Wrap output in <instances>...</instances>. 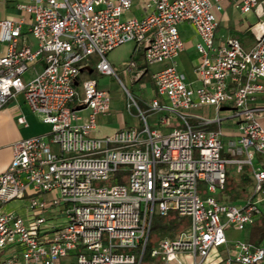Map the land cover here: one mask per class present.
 Instances as JSON below:
<instances>
[{"label": "built area", "instance_id": "2783aa9c", "mask_svg": "<svg viewBox=\"0 0 264 264\" xmlns=\"http://www.w3.org/2000/svg\"><path fill=\"white\" fill-rule=\"evenodd\" d=\"M141 1L139 17L125 15L133 0H27L17 3L27 20L0 18V107L22 92L49 125L45 133L13 140L11 159L0 172V249L17 246L21 252V260L1 253L0 264H141L148 248L156 264H264V241L238 238L230 248L226 233L228 224L244 230L264 212V0H228L256 16L250 48L235 36L215 39L214 8L223 0ZM181 21L198 36L193 80L177 68ZM24 23L35 46L26 41ZM126 41L143 42L148 63L166 61L151 74L153 123L128 91L127 107L131 100L137 106L141 126L95 135L98 114L110 110V94L92 77L82 79L80 91L74 81L80 82L90 55L100 73L116 74L107 53ZM39 60L42 68L26 77ZM132 66L133 60L125 64ZM225 100L233 102L224 108L238 125L227 140L229 157L220 156ZM203 105L213 106L214 114L190 112ZM16 119L27 124L23 114ZM211 122L219 127L205 126ZM227 163L238 172L249 165L251 189L239 202L212 194L225 186ZM107 179L116 182L93 185ZM200 180L211 192L205 197L197 190ZM22 197L31 216L2 208ZM66 201L70 206L59 209ZM170 210L189 216V225L175 236L170 232L180 224L168 225L149 245L155 212ZM59 211L64 221L49 222Z\"/></svg>", "mask_w": 264, "mask_h": 264}, {"label": "crops", "instance_id": "0c3cea01", "mask_svg": "<svg viewBox=\"0 0 264 264\" xmlns=\"http://www.w3.org/2000/svg\"><path fill=\"white\" fill-rule=\"evenodd\" d=\"M20 1L27 0H0V18L5 17H23L25 20L28 19L29 14L17 7V3ZM144 8L142 6L141 0H133L132 6L130 10L125 13V15H134L141 16L144 13ZM214 12L218 19V25L215 31V39L222 40L228 36H235L239 38L241 41L242 38L246 39V33L251 32L250 25L256 20V16L254 12H241L238 8H236L231 1L223 0L221 6L215 7ZM178 29L180 36L184 42L183 50L176 57L177 68L182 71L188 80H193L194 75L192 73L193 66L197 63L199 55L195 49V41L198 39V36L195 32L194 27L187 21H181L178 24ZM23 32L26 34V41L35 46V39L27 32L26 23L23 25ZM241 36V37H240ZM242 43V41H241ZM139 44H144L143 42L137 43L135 45L140 47ZM243 45V44H242ZM192 47V53L190 55H183V52L189 47ZM5 44L0 42V54L3 52ZM112 50L108 51L107 58L117 71L121 70L123 72L129 73L132 79H139L146 72L148 68L138 65V63L131 57L130 59H125L124 61L116 59L112 55ZM143 53V46L140 51ZM133 60L134 66L130 69L125 68V64L127 61ZM160 63L159 66L150 70V73L154 70H157L164 66L166 61L156 62ZM43 61L39 60L35 63L34 69H29L26 73V77H31L34 75L35 71L40 70L42 68ZM87 66H91L88 64ZM88 70V69H86ZM89 71V70H88ZM90 72V71H89ZM79 79V76H78ZM96 80V79H95ZM97 82V81H96ZM196 83V82H195ZM146 95L138 92L139 99L141 103H146L150 100V98L157 95L155 85L152 82H149V85L146 88ZM139 101V102H140ZM141 106V105H140ZM208 108V109H205ZM110 109H111V101H110ZM204 110H211L212 114L203 113ZM224 111V112H223ZM83 113L87 112V109L82 110ZM192 114H200L204 116H212L214 114V108L211 105H203L192 108L190 110ZM20 114H23L27 124H20L17 122L16 117ZM220 114L222 115L220 125H225L222 127L224 131V139L228 140L232 138L238 133V125L237 118L231 115V111L228 108H222L220 110ZM195 121L193 123H197V119L193 117ZM230 118V119H229ZM233 118V121L231 119ZM226 119V120H225ZM229 119V120H228ZM153 123V119L151 121ZM128 123L127 118L124 113L118 112L113 117L112 112L109 110L107 113H100L97 116V124L94 130L92 131L95 135H105L114 132L116 129L126 126ZM218 124V123H217ZM211 123L206 124L205 126H210ZM49 129V125L43 122L40 117L31 110L28 104L25 102L24 94L22 92H17L13 96H10L6 102L0 107V172L3 171L10 159H11V142L15 139L28 137L31 135L42 134L45 133ZM235 173L239 174L237 180L241 182L243 178L251 181L249 176V169L246 172H243V168L241 172L234 168ZM243 198H239L238 202ZM2 208L4 206L2 205Z\"/></svg>", "mask_w": 264, "mask_h": 264}, {"label": "rangeland", "instance_id": "374dc122", "mask_svg": "<svg viewBox=\"0 0 264 264\" xmlns=\"http://www.w3.org/2000/svg\"><path fill=\"white\" fill-rule=\"evenodd\" d=\"M241 37V36H240ZM246 39L242 38V44L244 48H250L255 43V38L253 37L252 33H246ZM140 47L135 45L134 41H126L123 43H120L119 45L115 46L112 50V55L116 59L124 61L125 59H130L131 57L138 63V65H141L143 67L148 68L146 72L140 77L139 79H132L129 75V73L123 72L121 70L117 71L116 74H103L100 73L96 67V57L94 55H90V62L89 64L91 67L94 68L93 72H89L88 70H82L79 72L78 76L80 79V82L78 84H74L75 88L80 91L81 90V81L84 78L92 77L96 79L97 86L100 88H103L107 90L111 97V109L110 111L113 114V117L116 113L122 112L125 114L128 125L126 126H141V120L139 119L138 114V108L134 104V102L130 101V106L127 107V98H128V91L135 97V99L140 101L138 92H141L142 94L146 95L147 93V86L149 85V82H152L153 85H155L152 75L150 73V70L159 66L160 63L151 62L148 63L143 53H141V49L143 44H139ZM192 53V47L189 46L184 52V56H188ZM156 87V86H155ZM141 102V101H140ZM75 105V103H72V106ZM141 105V104H140ZM142 109L144 110L145 114H147V119L149 123H152L153 115H151L152 109L148 107L147 102L142 103L141 105ZM221 107H233V102L231 100H225L221 102ZM205 109H208L205 107ZM213 112V111H212ZM211 110H204L203 113L205 114H212ZM224 112V111H223ZM190 122H194L195 119L193 117L188 118ZM230 119V118H229ZM228 119V120H229ZM226 120V119H225ZM233 121V118L231 119ZM152 125V124H151ZM221 126H225L224 124ZM212 129H217L219 126L217 122H211V125L208 126ZM226 145L227 140L223 139V148L221 149L220 156L221 157H229L232 156L226 151ZM264 161V158L261 157ZM235 164L234 163H227L226 164V170H227V178L225 182V186L223 188H218L215 192H212V194L218 199V200H224V201H238L239 198H243L251 189V181L243 178L241 182H238L237 178L239 174L235 173ZM247 169H249V165L247 163L243 164V172H246ZM116 182L114 179H107V180H94L93 185L99 186L101 184H111ZM197 190L199 194L202 197L207 196L211 192H208L206 190V184L203 181L198 182ZM27 198H13L9 200L8 202L4 203L3 206L5 210L7 211H13L16 212L22 216H31V211L26 209L27 204ZM70 206V202H62L58 208H64ZM60 211L55 216H52L48 221L53 224H60L64 221V216L61 215ZM54 215V214H50ZM153 228L151 230L150 234V241L149 245L151 243H154L159 237L165 235V229L168 225H179L180 228H177L170 232L171 235L175 236L179 233V229H183L187 227L190 223V217L189 216H179L174 210H170V212L167 215H159L157 212L154 214L153 218ZM244 231L245 230H238L236 229L232 223L228 224V227L226 229V233L229 239V245L230 248H232L233 240L238 238H244ZM254 243V242H253ZM77 250H81V247H78ZM5 254L8 256H16L19 260H21V252L19 247H14V250L12 248H3L0 249V254ZM71 257V260L69 262H74L75 255L71 254L69 255ZM67 259H63L62 263L67 264ZM141 264H156L154 262V257L149 256V248L147 249L146 255L141 261Z\"/></svg>", "mask_w": 264, "mask_h": 264}, {"label": "trees", "instance_id": "16d2710c", "mask_svg": "<svg viewBox=\"0 0 264 264\" xmlns=\"http://www.w3.org/2000/svg\"><path fill=\"white\" fill-rule=\"evenodd\" d=\"M83 70L88 69L90 72L94 71V68L91 66H82ZM142 105L141 102H139V105ZM119 174V173H118ZM154 222V221H153ZM244 238L248 241L254 242V243H261L264 241V212L261 213L255 222L248 225L244 229ZM148 247V242H147Z\"/></svg>", "mask_w": 264, "mask_h": 264}, {"label": "water", "instance_id": "95a60500", "mask_svg": "<svg viewBox=\"0 0 264 264\" xmlns=\"http://www.w3.org/2000/svg\"><path fill=\"white\" fill-rule=\"evenodd\" d=\"M80 70L82 71V70H83V68L81 67V68H80ZM74 83H75V84H77V80H75V81H74Z\"/></svg>", "mask_w": 264, "mask_h": 264}]
</instances>
